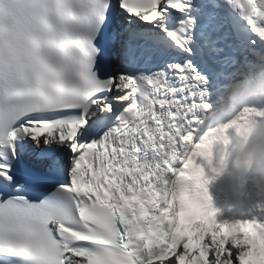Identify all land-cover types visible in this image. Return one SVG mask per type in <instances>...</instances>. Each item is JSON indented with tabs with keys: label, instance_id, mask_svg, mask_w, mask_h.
<instances>
[{
	"label": "snow or ice",
	"instance_id": "6c2138e0",
	"mask_svg": "<svg viewBox=\"0 0 264 264\" xmlns=\"http://www.w3.org/2000/svg\"><path fill=\"white\" fill-rule=\"evenodd\" d=\"M262 120L264 0H0V264H264Z\"/></svg>",
	"mask_w": 264,
	"mask_h": 264
},
{
	"label": "bare ground",
	"instance_id": "6f19581e",
	"mask_svg": "<svg viewBox=\"0 0 264 264\" xmlns=\"http://www.w3.org/2000/svg\"><path fill=\"white\" fill-rule=\"evenodd\" d=\"M194 142H199L198 139H194ZM214 166H216V163L214 161ZM244 189V198H246L250 210H252L254 207H258L257 198H256V191L259 189L255 186L252 179L251 172H248L246 174H240L234 165L231 167V178L226 183L222 184L220 186V190L222 194L227 198L228 200L232 199L234 195L240 190ZM255 195V196H254Z\"/></svg>",
	"mask_w": 264,
	"mask_h": 264
},
{
	"label": "clouds",
	"instance_id": "9594fccd",
	"mask_svg": "<svg viewBox=\"0 0 264 264\" xmlns=\"http://www.w3.org/2000/svg\"><path fill=\"white\" fill-rule=\"evenodd\" d=\"M248 134L252 137L254 142L264 144V120L250 126ZM253 155L257 156V158L255 159V162L251 164L250 168L242 170L236 166L235 167L242 175L251 172L253 183L262 193H264V153H253Z\"/></svg>",
	"mask_w": 264,
	"mask_h": 264
},
{
	"label": "rangeland",
	"instance_id": "374dc122",
	"mask_svg": "<svg viewBox=\"0 0 264 264\" xmlns=\"http://www.w3.org/2000/svg\"><path fill=\"white\" fill-rule=\"evenodd\" d=\"M255 195H256V198H257V203H258V207H256L255 209H254V211L253 212H250L249 213V216L251 215V216H258L259 215V213L260 212H262L261 211V205H262V202H263V198H264V193H262L260 190H258V191H256V193H255ZM254 195V196H255ZM262 213H264V212H262ZM248 218H251V217H248ZM246 216H244V217H241V218H239V219H241V220H244V219H248Z\"/></svg>",
	"mask_w": 264,
	"mask_h": 264
}]
</instances>
